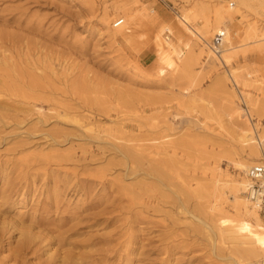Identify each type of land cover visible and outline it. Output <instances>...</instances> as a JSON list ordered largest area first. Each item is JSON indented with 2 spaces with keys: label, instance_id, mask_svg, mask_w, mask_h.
Returning a JSON list of instances; mask_svg holds the SVG:
<instances>
[{
  "label": "rangeland",
  "instance_id": "rangeland-1",
  "mask_svg": "<svg viewBox=\"0 0 264 264\" xmlns=\"http://www.w3.org/2000/svg\"><path fill=\"white\" fill-rule=\"evenodd\" d=\"M165 1L0 0V264H232L251 240L218 179L264 162L239 139L247 115L264 136V0ZM217 10L226 65L191 33Z\"/></svg>",
  "mask_w": 264,
  "mask_h": 264
},
{
  "label": "bare ground",
  "instance_id": "bare-ground-1",
  "mask_svg": "<svg viewBox=\"0 0 264 264\" xmlns=\"http://www.w3.org/2000/svg\"><path fill=\"white\" fill-rule=\"evenodd\" d=\"M222 15H225V14L222 13ZM214 16L215 17H213L214 18L213 24L208 23V20L207 21L202 20L201 23L199 24V28L194 29V31H191V33H194V35H196L195 37H197L196 39L201 41V43L203 44V47H205V49H207L208 51H210V53H212V55L214 57V58H212L213 60L218 61L219 63H221L223 65H226L231 60V50H233L234 46H235V45L233 46L232 44H233V40L235 39V36L237 34V30L225 29L223 27L222 23L224 21L221 23V18H220L221 15H220V12L218 10L215 12ZM117 20L122 21V23L120 24L121 26L124 23V19L118 18V19L113 21L112 27H115L114 22ZM126 20H127V24H129L128 23L129 19L127 17H126ZM193 20L196 21L194 18H189V17H179L178 18L179 25L176 28V32L174 35V36H176L177 43H171V44L167 45L169 52L172 54H175V56L177 55L180 57V54H182L183 49L181 48L179 42L182 41V36H183V33L185 32V30L189 31L188 24L193 22ZM120 25H119V27H120ZM123 27L129 28V26H127V25H124ZM223 29L225 31L224 32L225 35H224L223 40H222L223 43H222L221 48L218 50L219 52L215 53L211 49L210 41L207 40V37H208L209 33L214 32L213 33V35H214L215 33L222 31ZM198 44H200V43H198ZM156 49H158V48H156ZM230 74H233V72H231ZM230 76H233V75H230ZM231 79L233 80L232 77H231ZM234 79H236V81L235 80H233V81H235L237 83L238 80H237L236 75L234 76ZM236 111L240 117L245 116V114L247 115V113L243 109L239 110L236 108ZM246 120L249 122V124H247L246 129L241 131V133L239 134V139L241 140L242 143H245V145L249 146L253 152L259 153L260 159L264 160V136H259V135H256L254 133L253 129L251 128V122H250V118L248 115L246 116ZM252 155L253 154H251V156ZM255 163H264V162L259 161L258 154L254 157V160H248L247 162L246 161H243V162L238 161V162L234 163V167L238 171L243 172V174H244L243 176H240L239 178H237V177L233 178L230 182H227L226 180L222 181V180L218 179V182L220 183L219 184L220 187L221 188H227V190L234 196L235 206H236L238 212L241 214V221L239 222V225L236 227L235 231H232L230 233V235L231 236L233 234H234V236L235 235H242V234L244 235V233L246 231L251 230L252 226H254L256 228L251 233V240L250 241L244 242V241H242V239L237 240V237H236V240L234 239V241H232L235 244L233 246V250L231 251V256H230L232 264H246L249 262L264 259V219L261 218V216L258 214L259 212H258L257 208L251 203V201L245 195V189H246V185L248 183L246 172H247L248 168ZM228 179H230V178H228ZM236 208H234L235 211H236ZM36 224L38 226L43 225L41 222L38 223V221L36 222ZM34 237L36 238L35 234L33 235L28 230L25 233V235H23V239L21 240L20 245H19V250L21 252H24L25 250H27L29 248L30 244L32 243V241L34 240ZM1 242L2 241H0V244H1ZM66 259H69V258H65L64 261ZM17 262H19V260L18 261L14 260L13 264H17ZM79 263H80L79 260H74V261L71 260L70 264H79Z\"/></svg>",
  "mask_w": 264,
  "mask_h": 264
},
{
  "label": "built area",
  "instance_id": "built-area-1",
  "mask_svg": "<svg viewBox=\"0 0 264 264\" xmlns=\"http://www.w3.org/2000/svg\"><path fill=\"white\" fill-rule=\"evenodd\" d=\"M157 1L161 2L167 8H170L169 3H167L165 0ZM121 23V20H117L114 22V26L118 27ZM164 32L166 34V38H168V36L170 35L168 29H166ZM224 32L225 31L223 29L222 31L215 33L210 40L211 49L215 53H218V50L222 46V40L225 35ZM246 176L248 179V183L246 185L245 195L257 208L258 212L261 215H264V163H255L251 165L246 172ZM246 264H264V259L249 262Z\"/></svg>",
  "mask_w": 264,
  "mask_h": 264
}]
</instances>
